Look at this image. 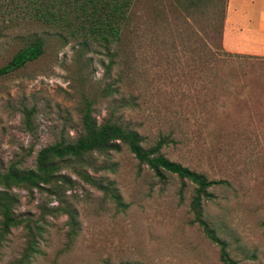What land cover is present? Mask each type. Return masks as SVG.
Returning <instances> with one entry per match:
<instances>
[{"label":"rangeland","instance_id":"374dc122","mask_svg":"<svg viewBox=\"0 0 264 264\" xmlns=\"http://www.w3.org/2000/svg\"><path fill=\"white\" fill-rule=\"evenodd\" d=\"M30 1L0 0V65L33 37L43 41L38 58L0 76V170L31 168L40 148L72 141L88 101L96 122L136 131L143 147L166 137L163 156L226 181L208 187L203 218L237 264H264V56L222 48L224 0H132L108 50L28 15L33 5L56 10L57 0ZM81 169L122 206L66 167V183L12 188L15 215L43 227L26 264H221L191 222L189 182L156 176L121 143ZM23 240L21 226L10 230L0 264L17 259Z\"/></svg>","mask_w":264,"mask_h":264},{"label":"trees","instance_id":"16d2710c","mask_svg":"<svg viewBox=\"0 0 264 264\" xmlns=\"http://www.w3.org/2000/svg\"><path fill=\"white\" fill-rule=\"evenodd\" d=\"M131 2L132 0H72L71 2L57 0L56 10H41L33 5V13L28 15L35 18L41 17L46 22L51 20L49 22L58 23L66 27L71 35L80 32L108 50L120 39L121 26L127 19ZM32 3H35L34 0L30 1L31 6ZM50 5L53 4L50 3ZM42 52V39L33 37L0 65V76L38 58ZM103 90L108 93L115 89L107 85ZM130 103L133 104V102ZM26 117L25 122L28 121V113ZM119 143L124 144L134 158L139 163L145 164L156 176H161L163 171L168 172L193 186V195L188 204L193 216L191 222L196 223L203 235L217 247V259L221 264H237L227 251L226 241L220 238L214 228L203 218L201 209L202 201L212 196L208 187L226 184V181L208 179L203 173L163 156L160 149L167 144L166 137L160 136L150 146L143 147L141 136L136 131L124 128L115 121L96 122L90 114L88 101L80 114V132L72 141L59 140L40 148L35 154L34 166L31 168H20L17 163H9L0 170V246L12 228L21 226L24 236L21 252L12 264H26L31 255L40 252L37 239L41 237L43 227L36 220L15 215L13 207L16 198L11 189L22 188L31 191L33 188H46L45 186L53 188L57 182L66 183L69 180L68 177L59 174L61 168L66 167L80 175L85 182L108 193V197L120 207L121 199L115 190L107 189L108 185H101L99 181L81 169L84 158L89 154L116 149ZM60 210L67 214L68 224H70L68 233H71L74 224L71 210L68 206H63Z\"/></svg>","mask_w":264,"mask_h":264},{"label":"crops","instance_id":"0c3cea01","mask_svg":"<svg viewBox=\"0 0 264 264\" xmlns=\"http://www.w3.org/2000/svg\"><path fill=\"white\" fill-rule=\"evenodd\" d=\"M220 35L227 52L264 56V0H225Z\"/></svg>","mask_w":264,"mask_h":264}]
</instances>
